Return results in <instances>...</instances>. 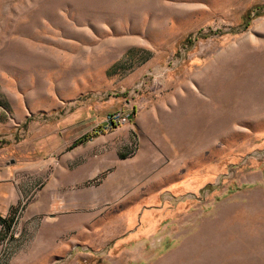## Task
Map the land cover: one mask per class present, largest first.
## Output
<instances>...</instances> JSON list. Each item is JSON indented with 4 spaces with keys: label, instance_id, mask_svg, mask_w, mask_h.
Listing matches in <instances>:
<instances>
[{
    "label": "rangeland",
    "instance_id": "obj_1",
    "mask_svg": "<svg viewBox=\"0 0 264 264\" xmlns=\"http://www.w3.org/2000/svg\"><path fill=\"white\" fill-rule=\"evenodd\" d=\"M126 103L133 145L83 160ZM10 162L53 206L0 264H264V0H0Z\"/></svg>",
    "mask_w": 264,
    "mask_h": 264
},
{
    "label": "crops",
    "instance_id": "obj_2",
    "mask_svg": "<svg viewBox=\"0 0 264 264\" xmlns=\"http://www.w3.org/2000/svg\"><path fill=\"white\" fill-rule=\"evenodd\" d=\"M127 104L128 103H126V106H123V109H127ZM102 120L103 119H101V121ZM130 130V127L123 126L105 136H100L94 138L93 140L84 142L83 146H85L86 149H89L82 152L83 160L88 161L90 157H93V155H96L95 157L97 158L98 154L107 151L109 147H111L116 154H118V152H120V150L123 148L129 150V148L134 143V136ZM58 131L59 130H57V132ZM114 139L117 140V142L113 145L114 147L110 146L114 142H111L109 146H103V143H101ZM54 141L57 144L54 153L56 155V158L59 159V161L55 160L54 162L59 167H68L67 162L71 159V155L67 152L66 149L68 142H66L64 138H61L58 133ZM13 161L14 160L12 159L11 162ZM11 162L7 164H11ZM11 166L12 164L0 167V232H5L7 230V223L3 222V219H6L7 222L10 219H12L13 221L14 218L9 217V215L18 207H22L23 209V215L19 220L17 219L18 224L34 226L35 224H39V219L42 211L49 210L53 206V197L50 196V188L53 187V183L51 182V185H49V179L43 188H38L35 193L32 190L35 185L42 184L40 178H42L43 176L45 177L44 172L41 173V175L40 173H38L32 178V181L25 183L21 178L19 169L13 168ZM87 174L88 172L86 169L84 170V177H86ZM30 195L34 197L30 205H19L25 198L29 199Z\"/></svg>",
    "mask_w": 264,
    "mask_h": 264
},
{
    "label": "built area",
    "instance_id": "obj_3",
    "mask_svg": "<svg viewBox=\"0 0 264 264\" xmlns=\"http://www.w3.org/2000/svg\"><path fill=\"white\" fill-rule=\"evenodd\" d=\"M138 107L133 106L131 109H119L106 113L103 120L94 125L90 130L92 137H99L112 133L116 129L129 125L135 118Z\"/></svg>",
    "mask_w": 264,
    "mask_h": 264
},
{
    "label": "trees",
    "instance_id": "obj_4",
    "mask_svg": "<svg viewBox=\"0 0 264 264\" xmlns=\"http://www.w3.org/2000/svg\"><path fill=\"white\" fill-rule=\"evenodd\" d=\"M3 222L7 223V229H9L12 225V219L8 220V222L6 221V219H3Z\"/></svg>",
    "mask_w": 264,
    "mask_h": 264
}]
</instances>
